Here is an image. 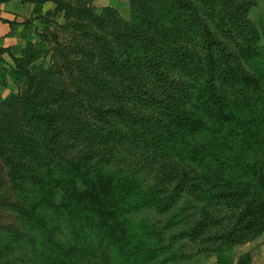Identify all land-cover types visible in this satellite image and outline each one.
<instances>
[{"label":"trees","instance_id":"trees-1","mask_svg":"<svg viewBox=\"0 0 264 264\" xmlns=\"http://www.w3.org/2000/svg\"><path fill=\"white\" fill-rule=\"evenodd\" d=\"M51 1L50 16L69 7ZM260 1L129 0V19L110 6L78 5L93 27L80 28L75 46L89 58L65 62L70 86L27 76L21 111L42 123L39 136L3 127L0 158L12 188L21 193L31 182L38 194L33 206L16 205L20 231L0 224V258L193 264L194 253L176 246L188 240L229 264L234 246L264 233V94L252 67L264 24L251 16ZM43 33L12 57L17 66ZM78 95L83 114L69 131L80 147L70 154L58 123L66 114L35 99ZM119 146L166 169L148 183L100 165ZM4 205L13 204L0 193ZM250 260L245 253L236 264Z\"/></svg>","mask_w":264,"mask_h":264},{"label":"rangeland","instance_id":"rangeland-1","mask_svg":"<svg viewBox=\"0 0 264 264\" xmlns=\"http://www.w3.org/2000/svg\"><path fill=\"white\" fill-rule=\"evenodd\" d=\"M63 2L68 3L69 7L54 16H49V21L45 25L47 30L41 29L43 28L42 25L39 26V31L35 34L37 40H39V33L44 31V36L41 37L43 40L37 47L31 49L25 58H22L19 66L12 58L7 57L4 59L0 56V139L3 141H5L3 127L7 122L19 132H31L37 134V136L42 132V123L26 118L21 111L28 75L34 79H48L56 83L63 81L70 86L64 73L65 62L89 58L88 54L78 50L75 46L76 39L81 37L80 28L93 27L85 16H81L76 12L75 8L78 5L89 7L98 13L103 7L110 6L117 11L119 16L125 19L130 17L129 0H63ZM260 3L262 5L255 9L251 16L256 17L264 24V4L263 1H260ZM83 42L86 46L91 45L89 39H84ZM252 67L261 76L262 92L264 94V48L261 54L252 60ZM82 83L85 86L87 85L85 81ZM96 94L97 91L93 90L91 97ZM80 97L81 95H78V98H62L56 100V102L35 99L36 105L41 110H61L66 114V117L60 119L58 123L62 124L61 137L66 151L70 154L76 152L80 147L78 138H76L77 135L73 133L74 131H69L73 130L77 119L83 114L82 108L79 107L81 105L79 102ZM105 152L107 153V151ZM101 160L100 165L117 170L133 171L148 183L154 182L166 169L165 162H147L139 153L122 146L115 147L114 151L107 153ZM0 177L4 180L0 193L6 197L8 202L13 204L0 207V224L20 231L22 215L17 207L28 208L33 206L38 194L37 188L32 187L31 182H26L21 193L12 188L7 167L1 158ZM176 246L187 253H194L193 264H219L216 256L209 255L206 251L196 252L198 244L182 240ZM245 253H249L251 256L249 264H264V233L248 243L234 246L229 253V264H236L238 258ZM22 260L23 257L19 255L6 256L0 258V264H21ZM94 261L95 264H102L100 257H96ZM118 264H126V262L121 260Z\"/></svg>","mask_w":264,"mask_h":264},{"label":"crops","instance_id":"crops-1","mask_svg":"<svg viewBox=\"0 0 264 264\" xmlns=\"http://www.w3.org/2000/svg\"><path fill=\"white\" fill-rule=\"evenodd\" d=\"M55 3L34 0H0V49L2 58L20 57L27 43L38 44L39 26L44 29Z\"/></svg>","mask_w":264,"mask_h":264}]
</instances>
